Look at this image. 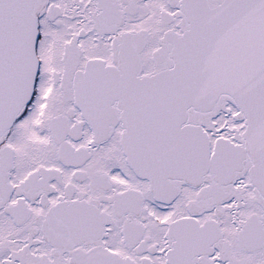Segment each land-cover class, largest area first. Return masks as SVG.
<instances>
[{
	"label": "snow or ice",
	"instance_id": "obj_1",
	"mask_svg": "<svg viewBox=\"0 0 264 264\" xmlns=\"http://www.w3.org/2000/svg\"><path fill=\"white\" fill-rule=\"evenodd\" d=\"M0 264H264V0H0Z\"/></svg>",
	"mask_w": 264,
	"mask_h": 264
}]
</instances>
